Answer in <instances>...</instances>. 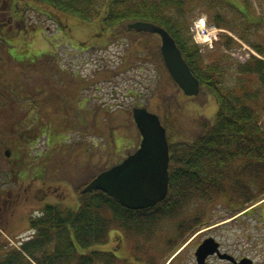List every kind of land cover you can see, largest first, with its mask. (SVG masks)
I'll use <instances>...</instances> for the list:
<instances>
[{
    "label": "trees",
    "instance_id": "16d2710c",
    "mask_svg": "<svg viewBox=\"0 0 264 264\" xmlns=\"http://www.w3.org/2000/svg\"><path fill=\"white\" fill-rule=\"evenodd\" d=\"M230 1L232 3L225 0H0V45L6 48L0 53L8 54L5 58L0 56V182L1 177L10 175L13 170L19 172V178L26 177L25 183L34 181L50 199L54 196L57 199L48 203L46 214L32 220L37 230L31 240L6 247L0 239V264H107L111 260L101 246L108 241L111 231L119 229L126 239L140 241L133 243L134 246L146 245L162 220L176 219L193 201H221L219 203L227 210L240 212L262 197L264 124L258 106L264 101L260 95L261 87L264 88V61L251 56L237 65L224 64L219 57L205 62L185 18L189 11L203 9L217 25L224 24L234 30L257 52L264 54L263 43H252L242 33L245 28L242 24L250 21V0H238L244 9L237 1ZM27 8L54 22L56 29L66 35L70 27L75 31L88 30V39L79 45L105 46L116 39L126 40L129 43L127 58H132L136 66L141 63L151 69L152 77L149 74L143 84L146 92L152 80L158 84L155 93L163 107L162 123L169 148L168 190L162 200L146 208L129 209L102 190L82 192L88 181L109 167L100 165L102 148L113 158L114 143L117 145L120 139L114 136L115 127L108 124L112 122L109 109L97 102L91 108L88 101L79 97V88L87 84L75 79L76 72L60 66L51 50L41 47L26 56L11 50L18 42L14 49L18 47L26 52L29 43L26 45L28 41L21 38L25 30L43 28L45 31L42 25L24 20ZM225 8L227 11L222 14ZM10 16L13 22L8 20ZM133 21H148L165 28L198 78L199 94L214 97L216 115L213 119L200 116L197 134V129L175 127L173 109L180 105L176 93L180 89L164 65L159 44L150 42L155 34L128 27ZM234 22L238 30L233 27ZM85 23H95L94 29ZM254 29L258 27L255 25ZM37 35L40 34L34 30L33 36ZM224 43L228 49L236 44L229 37ZM229 68L239 74L256 76L261 87L251 92L242 81L237 85L228 84L224 74ZM149 91L151 95L153 89ZM28 94L33 98L36 95L33 107L25 98ZM168 94L171 97L168 98ZM146 100H149L147 95ZM146 104L137 101L134 105ZM101 137L104 141H95ZM121 141L136 144L132 137ZM41 143L44 145L39 148ZM5 148L11 151L9 159L27 163H3ZM125 149L122 145L121 150ZM118 160L120 158L109 165ZM60 186L64 190H60ZM65 190L75 192L77 200L66 204L68 192ZM60 200L65 205L58 203ZM261 208L263 211L264 204ZM204 212L198 218L177 223L176 238H184L194 226L200 225Z\"/></svg>",
    "mask_w": 264,
    "mask_h": 264
},
{
    "label": "rangeland",
    "instance_id": "374dc122",
    "mask_svg": "<svg viewBox=\"0 0 264 264\" xmlns=\"http://www.w3.org/2000/svg\"><path fill=\"white\" fill-rule=\"evenodd\" d=\"M225 1L232 3L230 0ZM232 1L238 2V0ZM250 2V21H246L242 24V26L244 25L245 27L242 33L252 43L264 44V0H250ZM238 4H240V2ZM239 7L244 9V6L241 4ZM225 11H227L226 8L222 11V14H225ZM25 12L26 14L24 16V20L29 21L33 25H35L34 22H36L38 25H42L45 27V31L43 28H30L25 30V34L21 36V38L24 39V41H28L26 45L29 43V46L26 48V52L21 51L18 47H15L16 49H14V44L16 45L18 42L13 44L11 50H14L15 52L19 51L18 54L20 56L29 55L34 51L38 52V49L41 47L51 50L55 54L57 63L60 64V66H63L68 71L76 72L77 78L75 79L78 81L82 80L83 83L87 84L83 86H81V83L78 84V88L81 86L79 88V97L80 95H89L92 97V99L87 102L89 107H94L95 103L97 102V104L100 103L104 108L109 109L108 114L110 117H112V122H108V124L110 127L111 124L113 127H115L114 136L118 141L120 139L121 142H118L117 145H115L113 142L115 146L113 151L116 152V154H113V158L112 155H108V150L102 148V160L100 161V165L103 167H110V162L124 157L125 153L129 152L127 150H132L135 148V143H132L131 145L128 143L127 145V143L125 141L122 142L121 139L124 137H132L136 143L139 141L138 131L131 121V109L137 101H139L140 104L147 103L146 105L148 108L156 113H159L161 121L164 120L162 115L163 107L160 105L161 100L155 93L156 89L158 88L157 82L154 80H152L150 83L148 82V92H146V86L143 84L145 81H147L149 74L151 75V69L147 68L145 64L141 63L139 66H136V63H134L132 58H127V49L129 43L126 40L116 39L105 46L98 44L94 46L93 43L89 44L90 47L85 44L79 45L81 42L88 39V36L86 35L88 30L78 29L75 31L72 27H70V33H67L66 35L62 31L56 29L54 22L49 19H44L43 16L38 15L36 11H32V9L27 8ZM202 13L206 14V17H209L208 20L211 21L209 23L214 22L213 18L209 15L210 13L204 11L203 9L189 11L185 18L188 21L190 33H192V28H194L195 20L201 16ZM228 13L231 14L232 12ZM72 19L75 21L80 20L78 18ZM238 22H240L241 25L240 18ZM236 23L237 22H234L232 25L236 30H238L239 26ZM85 24H89L87 26H90V28L94 29L95 23ZM255 25L256 28L258 27L257 30L254 29ZM221 26L229 30V32L237 39H240L242 43L237 42L229 50L226 49L225 44L220 45L217 43L214 48H203L201 44H198L205 62H211L213 58L219 57L223 59L224 64L234 63L237 65L238 63H245L250 59L251 56H255L256 58L264 61V54L257 53L255 49L252 48V45L241 39L239 34H237L234 30L228 28L224 24ZM34 30L40 35L34 37ZM228 37L231 38L226 33H223L219 36L220 40L223 42H225ZM21 38L18 39L19 43H22ZM158 40L159 39L156 36H152L150 38L151 43L159 44ZM1 46L2 45H0L1 51L2 49H6L5 47ZM1 55H4L5 58L8 54L0 53V56ZM225 55H228V57ZM1 61H3V59ZM224 75L226 76V82L228 84L237 85V82L242 81L247 91L252 92L253 90H256V87H261L260 80L253 75L239 74L231 68H229ZM151 77L152 75L150 78ZM133 88L135 89V93L129 91ZM149 89H153V93L151 95ZM139 91L141 93L139 96H137ZM176 93L177 100L180 104L175 105L176 107L173 109V116L176 118V128H182L183 126H186V130H194L197 129V120L200 116H204L208 119L214 118L217 109L215 99L212 95L209 94L206 96L198 95L197 97H187L180 91H177ZM146 95L149 100H146ZM260 95L264 97L263 87H261ZM169 97L171 96L168 94V98ZM258 109L261 113V116H263L264 124V101L259 104ZM179 130L181 131L182 129ZM197 133L198 129L196 131V134ZM179 136L184 137L183 134H180ZM105 137L106 136H104V138ZM95 141L102 142L104 139L102 140L101 137L100 139H95ZM43 145L44 144L41 143L39 148L43 147ZM122 145L126 147L125 150H121ZM59 189L64 190V187L60 186ZM66 191L68 192V190H65V192ZM67 194L68 195L65 196V198L67 197V201H65V203L70 204L74 201V199H76V193L72 190H69ZM263 197L264 194L261 198ZM52 200L55 201L57 199L55 196L52 197V199L49 198V202ZM219 202L221 201H215L211 203L193 201L189 205H186L184 210L176 219L162 220L154 234V239H152L153 243L158 241L162 254L168 253V250L175 248L179 241H181V238H176L177 223H183L185 220L187 221L193 218H198L201 213L205 211V216L202 220L204 224H197L193 227V230H190L189 232H196V234L198 233V237L201 236L200 238H202V235L204 238L206 236L215 235V238L220 240L226 248H228L226 245L234 247L237 252L245 253L250 257H253V259L256 261V264H264V212L261 210L260 206L256 205V208L253 207L252 209H248L247 212H231L227 210L224 204ZM58 203H60L62 206L65 205L63 200H60ZM250 211L252 212L248 214ZM22 223V216H19L17 224H19L20 228H23V226L21 227ZM206 228H209V230L203 232V230ZM189 232L187 234H189ZM185 236L184 238H188V236ZM169 239L174 240L169 243ZM196 240L197 238L193 240L188 239L181 252H179L178 255H180L181 258L185 257L182 261V264H190L188 262V254L193 251L192 246H194V243L196 244ZM178 255L175 256V259L178 257ZM180 257L174 260L171 264L178 263V261L181 259Z\"/></svg>",
    "mask_w": 264,
    "mask_h": 264
},
{
    "label": "water",
    "instance_id": "95a60500",
    "mask_svg": "<svg viewBox=\"0 0 264 264\" xmlns=\"http://www.w3.org/2000/svg\"><path fill=\"white\" fill-rule=\"evenodd\" d=\"M128 27L155 33L160 37V52L164 64L186 96L199 93V80L181 55L173 37L161 26L147 21H135ZM132 116L141 139L138 147L109 168L99 172L82 189H99L117 203L129 209L153 206L162 200L168 189L169 150L165 127L159 116L146 107L135 106ZM211 239L200 244L197 255L204 256Z\"/></svg>",
    "mask_w": 264,
    "mask_h": 264
},
{
    "label": "flooded vegetation",
    "instance_id": "af4514ba",
    "mask_svg": "<svg viewBox=\"0 0 264 264\" xmlns=\"http://www.w3.org/2000/svg\"><path fill=\"white\" fill-rule=\"evenodd\" d=\"M8 20L13 22L11 16ZM35 97L36 95L33 98L32 94H28L25 98L30 100L29 105H31L35 103L33 102ZM81 99L83 101L91 100V98L87 99L86 97H81ZM12 129L16 128L13 127ZM3 152L6 156V160L2 161L3 163H27V161L17 158L9 159L11 151L8 148H5ZM19 177V172L12 170L10 175L1 177L0 182V239L5 243L6 247L18 246L23 241H29L33 238L37 229L32 225V220L46 214L49 203V197L45 192H42L43 188L41 186H37L34 181L25 183L23 179H26V177ZM19 216H22L23 223L21 227L23 226V228H20L19 224H17ZM202 224L204 222H201L200 225ZM207 230L209 228H206L203 232ZM191 233L189 232L190 235L187 234L185 236L189 235L188 238L181 239L175 248L168 250V253H165L163 250L165 254H162L160 251L158 241L153 243V240H150L149 243L144 244L145 246H134L133 243L140 241L126 239L123 232L119 229L118 231H111L108 241L101 247L109 254L111 261L107 264H171L180 257L178 254L188 239L193 240L197 238L196 244L194 243V246H192L193 251L188 254V262L190 264H239L242 259L244 260L243 264H256L253 257L237 252L234 247H230L229 245H226L228 247L226 248L220 240L215 238V235L206 236L205 238L202 235V238H200L201 236L199 235L200 237H198V233ZM208 238H213L210 246L207 248V251L210 252L199 257L197 250L200 244ZM173 240L169 239V243ZM140 247L142 248L139 249ZM176 255L178 257L175 259ZM184 258H181L176 264H182Z\"/></svg>",
    "mask_w": 264,
    "mask_h": 264
},
{
    "label": "built area",
    "instance_id": "2783aa9c",
    "mask_svg": "<svg viewBox=\"0 0 264 264\" xmlns=\"http://www.w3.org/2000/svg\"><path fill=\"white\" fill-rule=\"evenodd\" d=\"M195 26H196V29H197V36L203 37L205 40L210 39L211 37H215L216 29L215 28H213L211 30L207 29L205 27L203 19H198L195 22Z\"/></svg>",
    "mask_w": 264,
    "mask_h": 264
}]
</instances>
